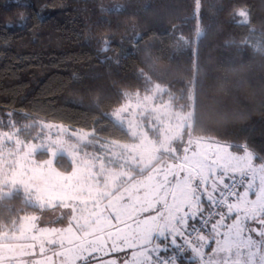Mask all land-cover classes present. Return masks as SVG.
<instances>
[{
    "label": "snow or ice",
    "instance_id": "obj_1",
    "mask_svg": "<svg viewBox=\"0 0 264 264\" xmlns=\"http://www.w3.org/2000/svg\"><path fill=\"white\" fill-rule=\"evenodd\" d=\"M194 4L191 34L168 31L191 50L190 77L162 68L158 37L145 40L132 23V52L107 55L115 49L104 34L98 54L120 65L143 43V66L132 83H114L110 111L94 96L90 125L53 122L36 106L0 113V264H264V154L204 123L198 46L208 29L202 0ZM152 10L145 0L132 17ZM100 11L127 14L121 3ZM228 15L244 34L226 46L264 60V22L247 4Z\"/></svg>",
    "mask_w": 264,
    "mask_h": 264
},
{
    "label": "trees",
    "instance_id": "obj_2",
    "mask_svg": "<svg viewBox=\"0 0 264 264\" xmlns=\"http://www.w3.org/2000/svg\"><path fill=\"white\" fill-rule=\"evenodd\" d=\"M145 0H0V113L33 106L45 109L41 117L53 122L76 126L91 123L99 114L93 98L99 94L101 109L110 111L118 97L114 83H132L134 72L143 66L141 51L121 60L120 65L104 61L98 54L99 36L112 38L115 52L127 49L133 33L131 24L139 25L145 40L156 36L158 50L163 51L161 67L179 70L191 76L190 49L178 50L168 35L172 24L188 36L196 25L192 19L194 0H150L153 14H132ZM221 0H202V23L207 38L198 46L201 68L200 104L204 123L222 137L247 142L264 154V60L250 52L237 55L226 41L244 34L229 15L232 4H247L259 27L264 22V0H223L225 9L217 11ZM121 3L127 14L105 16L108 8ZM28 19L19 21V13ZM107 21V22H106ZM7 25V26H6ZM123 40V43H121ZM162 41V42H161ZM241 63L245 65L240 67ZM237 71H225L230 65ZM75 74V75H74ZM171 78V77H170ZM177 83L176 88L182 87ZM112 135L118 136L115 129ZM17 208H23L20 202Z\"/></svg>",
    "mask_w": 264,
    "mask_h": 264
}]
</instances>
